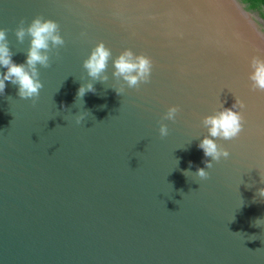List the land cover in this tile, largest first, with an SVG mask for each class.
Wrapping results in <instances>:
<instances>
[{
	"label": "water",
	"instance_id": "obj_1",
	"mask_svg": "<svg viewBox=\"0 0 264 264\" xmlns=\"http://www.w3.org/2000/svg\"><path fill=\"white\" fill-rule=\"evenodd\" d=\"M254 15L238 0H0L17 64L31 40L17 41L21 20L51 19L65 42L37 65L35 103L7 81L0 94V264H264V90L248 78L264 31ZM101 41L104 82L83 68ZM125 49L152 62L138 88L112 76ZM87 83L96 92L76 98ZM235 97L242 131L216 140L229 157L207 179L186 177L210 159L197 146L203 118ZM171 106L175 121L163 119Z\"/></svg>",
	"mask_w": 264,
	"mask_h": 264
},
{
	"label": "clouds",
	"instance_id": "obj_2",
	"mask_svg": "<svg viewBox=\"0 0 264 264\" xmlns=\"http://www.w3.org/2000/svg\"><path fill=\"white\" fill-rule=\"evenodd\" d=\"M24 21H20V26L15 30V36L18 42H23L25 35L31 37L30 47L26 56L25 63L17 64L13 61V53L8 46L6 38V29H0V67L6 69L0 73V94H3L6 87V81L16 85L17 95L21 99H32L35 103L36 98L43 84L39 79V71L37 65L47 68L49 64V51L51 48H57L64 45V39L59 33L58 24L51 19L42 17L34 18L30 25L25 28ZM51 45V48H50ZM111 57V51L101 41L91 51L87 59L83 61V68L87 72V76L93 81H107L108 76L105 74L108 61ZM114 71L112 76L116 79H123L129 88H138L141 83H147L150 80L152 71V62L150 58L144 55H136L130 49H125L121 54L113 60ZM251 71L249 80L252 82L253 88L264 90V60L253 58L251 62ZM117 95H121L124 91L123 87L114 89ZM95 93L96 89L92 83L81 84L78 88L76 98L82 99L86 93ZM244 103L235 97V103L231 107L221 106V109L213 115L203 118V125L207 128L208 135L204 136L198 148L203 150L206 158L203 161L204 167H197L195 172L185 170L187 173H194L200 179H207L209 172L206 169L213 167V162H219L221 158H228L229 152L222 146L218 145L216 140H231L236 138L243 128V116L237 109H242ZM179 112L178 106L168 108L163 119L175 121ZM87 111L76 117V123H81ZM159 134L161 138L169 134L168 126L161 123L159 126ZM191 163V162H190ZM259 195L264 197V188L258 190ZM253 226H259L255 221Z\"/></svg>",
	"mask_w": 264,
	"mask_h": 264
},
{
	"label": "trees",
	"instance_id": "obj_3",
	"mask_svg": "<svg viewBox=\"0 0 264 264\" xmlns=\"http://www.w3.org/2000/svg\"><path fill=\"white\" fill-rule=\"evenodd\" d=\"M242 3L244 8L253 15L258 12L259 17L253 16L257 23L264 31V0H238Z\"/></svg>",
	"mask_w": 264,
	"mask_h": 264
},
{
	"label": "flooded vegetation",
	"instance_id": "obj_4",
	"mask_svg": "<svg viewBox=\"0 0 264 264\" xmlns=\"http://www.w3.org/2000/svg\"><path fill=\"white\" fill-rule=\"evenodd\" d=\"M256 16V15H255Z\"/></svg>",
	"mask_w": 264,
	"mask_h": 264
}]
</instances>
